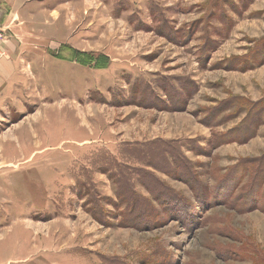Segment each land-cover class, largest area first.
Returning a JSON list of instances; mask_svg holds the SVG:
<instances>
[{
  "label": "rangeland",
  "instance_id": "rangeland-1",
  "mask_svg": "<svg viewBox=\"0 0 264 264\" xmlns=\"http://www.w3.org/2000/svg\"><path fill=\"white\" fill-rule=\"evenodd\" d=\"M0 18V264H264V0Z\"/></svg>",
  "mask_w": 264,
  "mask_h": 264
},
{
  "label": "crops",
  "instance_id": "crops-1",
  "mask_svg": "<svg viewBox=\"0 0 264 264\" xmlns=\"http://www.w3.org/2000/svg\"><path fill=\"white\" fill-rule=\"evenodd\" d=\"M10 1H12V0H0V6H1V5H2V6L7 5ZM16 2H17V0H16ZM23 3H24V2H23ZM10 16H11L10 13L8 14V16L5 15V17L2 18L3 21H4L5 19H8ZM0 19H1V18H0ZM4 256H8V255H4L3 253H0V258L4 259V258H3Z\"/></svg>",
  "mask_w": 264,
  "mask_h": 264
}]
</instances>
